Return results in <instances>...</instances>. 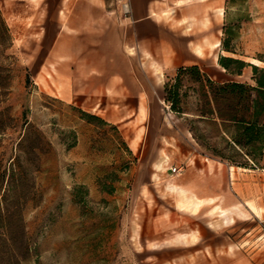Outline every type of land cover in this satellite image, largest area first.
Segmentation results:
<instances>
[{"label": "rangeland", "instance_id": "rangeland-1", "mask_svg": "<svg viewBox=\"0 0 264 264\" xmlns=\"http://www.w3.org/2000/svg\"><path fill=\"white\" fill-rule=\"evenodd\" d=\"M19 10L0 0L13 75L0 104L10 116L0 132V264H264V168L217 157L241 160L214 127L163 96L150 128L141 106L102 117L95 108L106 104L67 87V56L32 37ZM216 15L220 44L204 72L251 82L249 66L231 76L218 58L264 66V0H223ZM182 83L192 85L189 74Z\"/></svg>", "mask_w": 264, "mask_h": 264}, {"label": "crops", "instance_id": "crops-1", "mask_svg": "<svg viewBox=\"0 0 264 264\" xmlns=\"http://www.w3.org/2000/svg\"><path fill=\"white\" fill-rule=\"evenodd\" d=\"M2 2L22 7L16 17L32 23V37L53 40L50 54L67 56V87L101 99L106 105L97 113L120 120L141 106L148 128L159 115L152 104L163 96L164 78L183 66L206 71L203 60L220 44L216 11L223 0H129L128 17L113 0Z\"/></svg>", "mask_w": 264, "mask_h": 264}, {"label": "trees", "instance_id": "trees-1", "mask_svg": "<svg viewBox=\"0 0 264 264\" xmlns=\"http://www.w3.org/2000/svg\"><path fill=\"white\" fill-rule=\"evenodd\" d=\"M226 51L231 49L222 41ZM11 45L8 25L0 11V104L7 100L12 82L11 55L6 50ZM219 64L231 76H240L247 66L251 68V82L237 79L215 81L199 66H183L176 70L173 79L163 84V99L177 114L190 113L194 122L215 128L217 135L230 146L241 160L233 156L215 155L230 165L243 168H264V66L245 62L240 58L221 55ZM189 74L192 82L183 90L182 79ZM188 91L195 95V108L186 107ZM88 118L100 117L83 112ZM10 116L6 109L0 110V132L7 126ZM193 138L206 146L191 129ZM110 191V190H109Z\"/></svg>", "mask_w": 264, "mask_h": 264}, {"label": "built area", "instance_id": "built-area-1", "mask_svg": "<svg viewBox=\"0 0 264 264\" xmlns=\"http://www.w3.org/2000/svg\"><path fill=\"white\" fill-rule=\"evenodd\" d=\"M113 3L115 5V10L118 15H120L121 17H128L130 15L131 8L129 0H113ZM171 169L174 173L180 172L179 166H173Z\"/></svg>", "mask_w": 264, "mask_h": 264}]
</instances>
